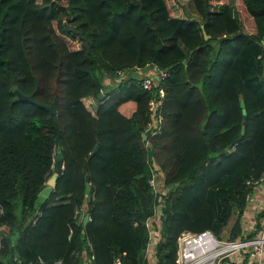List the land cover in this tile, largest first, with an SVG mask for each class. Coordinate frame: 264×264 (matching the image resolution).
<instances>
[{
    "label": "trees",
    "instance_id": "obj_1",
    "mask_svg": "<svg viewBox=\"0 0 264 264\" xmlns=\"http://www.w3.org/2000/svg\"><path fill=\"white\" fill-rule=\"evenodd\" d=\"M179 1L0 0V264H80L88 246L97 264H148L149 218L154 264H175L183 230L245 231L264 176V0ZM58 134L63 168L34 206Z\"/></svg>",
    "mask_w": 264,
    "mask_h": 264
},
{
    "label": "built area",
    "instance_id": "obj_2",
    "mask_svg": "<svg viewBox=\"0 0 264 264\" xmlns=\"http://www.w3.org/2000/svg\"><path fill=\"white\" fill-rule=\"evenodd\" d=\"M165 72L162 71V75ZM153 84L158 86V93L163 94L164 89L157 80L153 81L148 76L143 80V86L150 88ZM151 107L156 105L154 99L150 100ZM159 174V172H158ZM260 177L257 184L254 181V193L250 197L249 206L244 214V232L234 238L216 235L211 229L201 231L183 230L178 236V246L176 251L175 264H264V216L262 217L261 227L252 235H247L246 231L254 228V212L264 207V183ZM156 190L165 193L169 187L163 186V179L160 174L150 180ZM259 195H261L259 199ZM248 214H250L248 219ZM90 219V216L88 217ZM157 219V218H156ZM155 219V220H156ZM154 218H149L145 223L149 228V241L146 248L148 264L156 262L155 244L160 236L159 230L154 227ZM91 246L80 251H75V255L81 258L80 264H97L94 256L90 252ZM43 258L37 256L36 260L29 261L27 264L42 263ZM55 264H64L62 258L54 260ZM114 264H122L118 256L114 259Z\"/></svg>",
    "mask_w": 264,
    "mask_h": 264
},
{
    "label": "water",
    "instance_id": "obj_3",
    "mask_svg": "<svg viewBox=\"0 0 264 264\" xmlns=\"http://www.w3.org/2000/svg\"><path fill=\"white\" fill-rule=\"evenodd\" d=\"M202 27H203V25H202ZM203 33H204V37L207 38L209 36V34L205 33L204 30H203ZM147 68H148V66L145 65L144 67L141 68V70H146ZM134 74L137 75L138 72L135 71ZM16 92H17L18 96H20V97H24V98H27V99H30V100H33V101L39 103L37 100H35L33 98V94L23 95L19 90H16ZM101 95L102 94H99V97H101ZM44 105L49 111H51V112L55 111L54 102H52L49 105H46V104H44ZM243 121H245V117H243ZM243 132H244V124H242L241 133L235 139V142H237L240 139ZM62 168H63V152L61 149V141H60L59 134H58L56 136V158H55V163L53 166V173L46 179V185L39 191L37 197L35 198L34 206H37V204L39 202H43L46 199V197H48L51 194V192L53 191V188L55 186V183H56V177L62 171ZM90 189H91V186H90L89 182L86 181V184H85L86 194L90 192ZM87 217H88V213H86L83 216V218H82L83 223L87 222ZM80 220H81V217H78L77 223H79Z\"/></svg>",
    "mask_w": 264,
    "mask_h": 264
},
{
    "label": "rangeland",
    "instance_id": "obj_4",
    "mask_svg": "<svg viewBox=\"0 0 264 264\" xmlns=\"http://www.w3.org/2000/svg\"><path fill=\"white\" fill-rule=\"evenodd\" d=\"M179 4H180V1H179V0H178V2H173V4L171 3L172 6L174 5V8L172 9V12H173L174 14H182V13H183V12H182V6L179 5ZM185 4H186L185 8L188 9V8H189V4H188V2L186 3V2L184 1V5H185ZM184 5H183V6H184ZM236 8H237L236 11H237V13H238V15H239V17H240L242 23H243V29H244L245 31H247V32H253V31H254V27H253V24H252V22H251V19H250V17L246 14V12L244 11L242 5H241L240 3H237ZM190 11H191L192 15H195L196 12H194L192 6L190 7ZM186 12H187V11H186ZM188 12H189V11H188ZM196 14H197V13H196ZM197 16H199V15L197 14ZM84 209L86 210V206H84ZM85 210H84V211H85ZM84 211H83V212H84ZM232 219H233V218H231V219L229 220V222L227 223V225L225 226L224 231H223V234H224V235H227L228 228H229V226H230V224H231V222H232Z\"/></svg>",
    "mask_w": 264,
    "mask_h": 264
},
{
    "label": "crops",
    "instance_id": "obj_5",
    "mask_svg": "<svg viewBox=\"0 0 264 264\" xmlns=\"http://www.w3.org/2000/svg\"><path fill=\"white\" fill-rule=\"evenodd\" d=\"M83 216H84V215H83ZM83 216H82V217H83ZM249 216H250V214H248V219H249Z\"/></svg>",
    "mask_w": 264,
    "mask_h": 264
}]
</instances>
